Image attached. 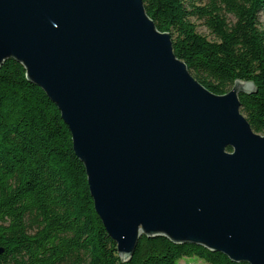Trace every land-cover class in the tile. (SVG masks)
<instances>
[{"label":"water","instance_id":"obj_1","mask_svg":"<svg viewBox=\"0 0 264 264\" xmlns=\"http://www.w3.org/2000/svg\"><path fill=\"white\" fill-rule=\"evenodd\" d=\"M9 59L61 112L122 262L161 236L264 264V135L239 100L253 83L204 88L143 0H0Z\"/></svg>","mask_w":264,"mask_h":264},{"label":"trees","instance_id":"obj_2","mask_svg":"<svg viewBox=\"0 0 264 264\" xmlns=\"http://www.w3.org/2000/svg\"><path fill=\"white\" fill-rule=\"evenodd\" d=\"M147 15L171 36L174 54L215 95L236 81L241 112L264 135V0H143ZM203 21L214 40L198 33ZM231 151V149H229ZM0 264H204L235 263L195 244L142 236L132 259L95 211L86 169L58 107L26 77L14 59L0 66Z\"/></svg>","mask_w":264,"mask_h":264},{"label":"rangeland","instance_id":"obj_3","mask_svg":"<svg viewBox=\"0 0 264 264\" xmlns=\"http://www.w3.org/2000/svg\"><path fill=\"white\" fill-rule=\"evenodd\" d=\"M192 22L196 24L198 33L206 36L208 39L214 40L213 36L210 34L209 30L204 26L203 21H198L192 19ZM262 25L264 24V19H261ZM180 264H204L198 261L196 258H185L181 260Z\"/></svg>","mask_w":264,"mask_h":264}]
</instances>
